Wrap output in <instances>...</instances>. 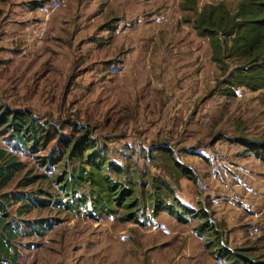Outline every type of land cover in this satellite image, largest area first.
Masks as SVG:
<instances>
[{
	"label": "rangeland",
	"instance_id": "rangeland-1",
	"mask_svg": "<svg viewBox=\"0 0 264 264\" xmlns=\"http://www.w3.org/2000/svg\"><path fill=\"white\" fill-rule=\"evenodd\" d=\"M240 1L0 0V112L54 134L30 150L0 132L22 161L5 190L36 175L18 189L49 200L20 216V264H264V87L228 86L237 61L194 27ZM80 132L132 204L65 186L91 167L58 141Z\"/></svg>",
	"mask_w": 264,
	"mask_h": 264
},
{
	"label": "trees",
	"instance_id": "trees-1",
	"mask_svg": "<svg viewBox=\"0 0 264 264\" xmlns=\"http://www.w3.org/2000/svg\"><path fill=\"white\" fill-rule=\"evenodd\" d=\"M1 13L0 9V15ZM194 27L200 35L209 37L212 59L221 69L225 58L237 61L225 79L228 86H247L251 89L264 87V0H242L234 14L230 13L224 2L209 4L197 15ZM0 132L7 133L15 146L30 150H35L37 145L43 146L54 138V134L40 125L31 113L18 109L0 112ZM58 141L63 142L67 155L75 156L80 161L85 160L91 165L88 170L83 166L77 168L73 180L66 178V187H69L68 183L77 181L75 179L93 181L98 186L97 198L108 205L113 200L122 201L124 206L132 204L135 196L131 193L123 197L126 189L109 191L108 186L110 188L111 185L107 184L106 173L101 171L103 166L107 168L109 161L104 165L100 150L90 135L80 132L72 139L60 137ZM258 143L261 148L260 158L264 160V141ZM53 159L50 156L48 162ZM43 160L46 161L47 158ZM21 166L22 161L15 154L0 146V264H20L18 241L26 233L20 223V216L39 204L49 202L48 199L37 198L33 192L18 189L30 184L36 175L27 178L16 189L5 190Z\"/></svg>",
	"mask_w": 264,
	"mask_h": 264
}]
</instances>
